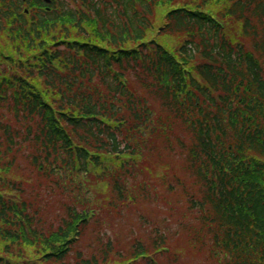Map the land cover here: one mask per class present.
Masks as SVG:
<instances>
[{
	"label": "trees",
	"instance_id": "1",
	"mask_svg": "<svg viewBox=\"0 0 264 264\" xmlns=\"http://www.w3.org/2000/svg\"><path fill=\"white\" fill-rule=\"evenodd\" d=\"M52 1L0 0V264H264V0Z\"/></svg>",
	"mask_w": 264,
	"mask_h": 264
},
{
	"label": "rangeland",
	"instance_id": "2",
	"mask_svg": "<svg viewBox=\"0 0 264 264\" xmlns=\"http://www.w3.org/2000/svg\"><path fill=\"white\" fill-rule=\"evenodd\" d=\"M160 191H161V193H164L163 190H160ZM146 212H150V211L147 210ZM160 219L161 220L164 219V221H167V220L170 221V217H169L168 213L166 212V209L163 207H161V210H160ZM118 226H119V230L117 231V233H119V231H121V226L120 225H118Z\"/></svg>",
	"mask_w": 264,
	"mask_h": 264
},
{
	"label": "water",
	"instance_id": "3",
	"mask_svg": "<svg viewBox=\"0 0 264 264\" xmlns=\"http://www.w3.org/2000/svg\"><path fill=\"white\" fill-rule=\"evenodd\" d=\"M45 2H47V3H50V0H44Z\"/></svg>",
	"mask_w": 264,
	"mask_h": 264
}]
</instances>
